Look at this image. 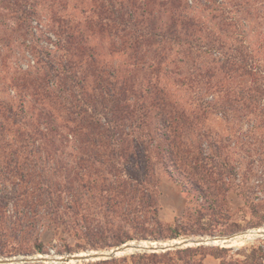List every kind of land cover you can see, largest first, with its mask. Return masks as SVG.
I'll return each mask as SVG.
<instances>
[{
    "label": "trees",
    "instance_id": "obj_1",
    "mask_svg": "<svg viewBox=\"0 0 264 264\" xmlns=\"http://www.w3.org/2000/svg\"><path fill=\"white\" fill-rule=\"evenodd\" d=\"M256 4L0 0V49L26 38L34 19L56 38L54 49L31 44L33 64L17 61V72L0 79V257L50 253L46 230L85 242L75 249L61 236L55 254L64 255L263 226L264 173L255 159L244 167L234 134L204 122L210 113L229 120L251 112L264 142V33L250 26L262 18ZM159 164L186 199L174 223L161 218ZM231 192L250 210L247 226L233 220ZM217 251L229 248L83 264H172L173 254L203 264L207 254L222 258Z\"/></svg>",
    "mask_w": 264,
    "mask_h": 264
},
{
    "label": "rangeland",
    "instance_id": "obj_2",
    "mask_svg": "<svg viewBox=\"0 0 264 264\" xmlns=\"http://www.w3.org/2000/svg\"><path fill=\"white\" fill-rule=\"evenodd\" d=\"M256 2H257L256 4L257 7L262 14V18H260L261 20L259 21L260 24L257 23L256 25L255 22H251L250 26L254 25V29H258L264 33V22H263L264 0H256ZM250 5H252V2H250ZM44 25L45 23L43 21L39 19H34L32 22V28L30 29V33L25 35L26 38L23 39V37L22 38L16 37L17 42H14L15 41L14 40L13 44H11L10 46V49H8L7 47L5 48L1 47L0 56L4 57L7 55V60L4 61V58L0 57V79H2L3 76H5L6 70H10L11 73L17 72V67H18L17 61L22 62L24 64L23 65L24 67L33 64L32 59H34L35 57L29 47L31 44H36L37 46L40 47V49L44 51L47 49L49 50L50 48L54 49L52 45V41H54L56 38L53 35L51 29H49ZM20 42H24V45H21ZM252 85L253 83L250 82L248 78H245L240 83V88L247 91L248 87H251ZM235 86L237 87L238 85ZM188 92H193L191 93L193 96H198V93L197 91H195V89L194 90L189 89L188 91L182 89L180 90L179 94H182L181 96H184L185 94H188ZM259 120H261L259 115L251 112L243 111L241 114H239V116L236 114L234 116L231 115V117H229V120H226L221 115L210 113L204 122L208 127L213 128L214 130L218 131L221 134H226V135L234 134L233 135L235 136L234 139L238 142L237 146H239L238 149L240 150V154L244 156V158L242 159L244 163V167L246 168L247 162L251 161V159H255L257 164V169L260 172L264 173V161L262 160V158H264V150H263L264 142H261V138L260 140L256 138V134H255L256 130L255 128H253V126L256 123H258ZM248 151H251L252 154H250L251 152ZM255 151L256 153H254ZM156 171L158 177L160 178L159 189L161 193V218L166 223H174L176 221V218L182 215L183 210L185 208L186 199L182 194L181 187H179L172 181V179L165 172L161 164L157 165ZM260 181L261 182L264 181V177H261ZM257 194L259 196V199H264V187L259 188ZM229 197L231 200V205L233 210V220L240 222L243 226H247V224L250 223L251 221L253 222V217L251 216L250 210L245 207L244 200L241 199L234 192H231ZM249 230L250 231L255 230L254 232H264V225L261 227H248L240 231H249ZM61 236L62 238H65L68 244L75 249L77 248L76 242L85 244L83 240H75L71 236L69 237L67 233H61L60 235L56 236L52 232L46 230L42 233V237L45 241L46 248L50 252L46 254L57 255L55 254L56 248L64 244V241L60 239ZM190 237L199 238L202 236H190ZM181 239L183 238L172 239L168 241L134 240L129 242H134V243L144 242L148 244H173L175 240L181 241ZM202 245L220 246V247L229 248V251L227 252L217 251V254H220L222 258L215 257L211 254L205 255L203 257V264H214V263H210L208 259L215 260L217 264H221L222 260H224L226 264H264V235L258 233H247L245 235L238 236L232 240H224V241L217 240ZM193 246H199V245H193ZM93 250L107 251L108 249H90L86 247L82 251H74L71 253H66L64 255L76 254L80 252L83 254L84 252L93 251ZM172 250H176V249H172ZM143 252L144 251H136V252L132 251L128 253L119 254L117 257L122 258L124 256H129L131 254L143 253ZM35 255H40V254H35ZM184 256L186 259L182 261L180 258H178L176 254H173L172 257L174 258V261L172 264H182V263L196 264V262L192 261L190 255L184 254ZM197 258H200V256L198 255ZM83 263L84 262L73 261L71 263H66V264H83ZM34 264H56V263L34 262ZM58 264H63V263H58ZM162 264H166V263H162Z\"/></svg>",
    "mask_w": 264,
    "mask_h": 264
},
{
    "label": "water",
    "instance_id": "obj_3",
    "mask_svg": "<svg viewBox=\"0 0 264 264\" xmlns=\"http://www.w3.org/2000/svg\"><path fill=\"white\" fill-rule=\"evenodd\" d=\"M252 231H240L237 233H232L228 235H214V236H202V237H187L181 239L182 242L176 244H156V245H147L142 246L141 242L138 244H131V242L123 243L117 247L112 248L111 250L101 251V250H93L84 252L85 254L76 253V254H68V255H48V254H40V255H21V256H9V257H0V264H22V263H34V262H46V263H71L75 262H89V261H97V260H105L117 257L120 253H124L129 249H135L136 251H144V252H166L168 250L189 247L193 245H202L208 244V242H213L217 240H232L238 236L245 235L247 233H258L264 235V232H254ZM154 243V242H152Z\"/></svg>",
    "mask_w": 264,
    "mask_h": 264
},
{
    "label": "bare ground",
    "instance_id": "obj_4",
    "mask_svg": "<svg viewBox=\"0 0 264 264\" xmlns=\"http://www.w3.org/2000/svg\"><path fill=\"white\" fill-rule=\"evenodd\" d=\"M180 242H182V240L180 241V240H175L174 241V243L173 244H176V243H180ZM212 242V241H211ZM221 243V242H220ZM131 244H138V243H134V242H131ZM142 244V246H147V245H156V244H148V243H141ZM132 251H135V249H129L128 251H126V252H124V253H128V252H132ZM83 254H85V253H83ZM120 254H123V253H120ZM73 262V261H72ZM75 262V261H74Z\"/></svg>",
    "mask_w": 264,
    "mask_h": 264
},
{
    "label": "crops",
    "instance_id": "obj_5",
    "mask_svg": "<svg viewBox=\"0 0 264 264\" xmlns=\"http://www.w3.org/2000/svg\"><path fill=\"white\" fill-rule=\"evenodd\" d=\"M208 261L210 262V263H216V261L215 260H211V259H208ZM217 264V263H216Z\"/></svg>",
    "mask_w": 264,
    "mask_h": 264
}]
</instances>
